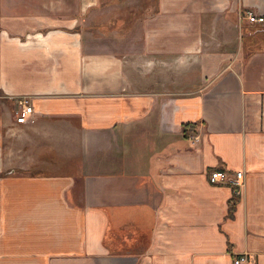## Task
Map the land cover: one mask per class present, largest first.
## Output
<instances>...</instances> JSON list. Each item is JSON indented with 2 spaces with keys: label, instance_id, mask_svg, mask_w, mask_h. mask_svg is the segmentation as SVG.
<instances>
[{
  "label": "crops",
  "instance_id": "obj_1",
  "mask_svg": "<svg viewBox=\"0 0 264 264\" xmlns=\"http://www.w3.org/2000/svg\"><path fill=\"white\" fill-rule=\"evenodd\" d=\"M45 1L0 0V264H264V0Z\"/></svg>",
  "mask_w": 264,
  "mask_h": 264
},
{
  "label": "built area",
  "instance_id": "obj_2",
  "mask_svg": "<svg viewBox=\"0 0 264 264\" xmlns=\"http://www.w3.org/2000/svg\"><path fill=\"white\" fill-rule=\"evenodd\" d=\"M244 19L251 24L264 23L263 15H256L253 12L245 11L243 15ZM32 107L28 103L26 97H20L16 99V105L14 110V116L16 122H26L31 113ZM189 140L193 144L198 140V136L195 134L189 135ZM209 181L213 184H223L230 186L233 190L234 196H239L241 189L244 185V178L242 171L230 172L227 170H214L209 174ZM232 264H255L254 257L248 252H242L232 257Z\"/></svg>",
  "mask_w": 264,
  "mask_h": 264
},
{
  "label": "rangeland",
  "instance_id": "obj_3",
  "mask_svg": "<svg viewBox=\"0 0 264 264\" xmlns=\"http://www.w3.org/2000/svg\"><path fill=\"white\" fill-rule=\"evenodd\" d=\"M14 1H17V0H2V4H3L2 11L4 13V16H14V4L16 5V3H14ZM32 1L39 2V4H43L44 2H46L45 0H32ZM33 4H35V3H33ZM17 9H22V8H17ZM24 12H26V11H24ZM9 19H11V17H6V18H4V21L9 20ZM247 23L250 25H255V26L258 25L259 27L257 28V32L260 31V33L264 34V23H262V24H251L249 22H247ZM11 139L12 138L4 136V143H3L4 154H5L4 160H6L7 162L8 161L10 162V148L14 147V140L11 141Z\"/></svg>",
  "mask_w": 264,
  "mask_h": 264
},
{
  "label": "trees",
  "instance_id": "obj_4",
  "mask_svg": "<svg viewBox=\"0 0 264 264\" xmlns=\"http://www.w3.org/2000/svg\"><path fill=\"white\" fill-rule=\"evenodd\" d=\"M195 127H196L195 123L183 125L182 139L187 144V147L185 148L186 150H192L193 149V147L190 143V140H189V133L191 131H193ZM236 203H237V198L235 196H233V198L228 203V212H227L226 217H229V218L233 217V212H234Z\"/></svg>",
  "mask_w": 264,
  "mask_h": 264
}]
</instances>
